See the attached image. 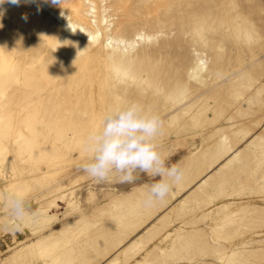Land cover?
<instances>
[{
    "label": "rangeland",
    "instance_id": "obj_1",
    "mask_svg": "<svg viewBox=\"0 0 264 264\" xmlns=\"http://www.w3.org/2000/svg\"><path fill=\"white\" fill-rule=\"evenodd\" d=\"M41 1L0 5V264H264V0ZM129 102L185 173L151 207L80 167Z\"/></svg>",
    "mask_w": 264,
    "mask_h": 264
},
{
    "label": "clouds",
    "instance_id": "obj_2",
    "mask_svg": "<svg viewBox=\"0 0 264 264\" xmlns=\"http://www.w3.org/2000/svg\"><path fill=\"white\" fill-rule=\"evenodd\" d=\"M4 3L18 5L20 0H0V5ZM50 3L61 5L62 0ZM162 127L160 116L137 102L108 109L83 140L88 155L80 164L82 171L98 182L114 176L121 183H134L141 174L155 177L142 203L151 207L165 201L183 182L185 173L178 163L169 165V157L161 150L158 138Z\"/></svg>",
    "mask_w": 264,
    "mask_h": 264
},
{
    "label": "bare ground",
    "instance_id": "obj_3",
    "mask_svg": "<svg viewBox=\"0 0 264 264\" xmlns=\"http://www.w3.org/2000/svg\"><path fill=\"white\" fill-rule=\"evenodd\" d=\"M35 2H39V3H42V5H45V3L41 0H34ZM55 10L57 11H54V14L57 16V17H62V14L61 13V9L59 7H57V5L55 6L54 8ZM53 161H55L54 163V166L58 165V164H61L63 163V161L59 160V158H54ZM49 162H51L50 164H52V160H49ZM50 166V165H48ZM69 167L68 165H65V168H62V167H54V168H51L48 170V173H46L45 177L48 178L49 180L53 181L52 184H55V183H58L56 184V186L53 188L52 185H51V188H53V190H50L51 191H58V190H61V188L64 186V185H68L70 182H68L69 180V169L67 168ZM71 168V167H70ZM73 168V167H72ZM75 170V169H73ZM72 173V172H71ZM74 176V175H73ZM68 178V179H67ZM37 181H40V179H36ZM68 180V181H67ZM49 185V187H50ZM10 185H6L5 187H8ZM48 187V186H47ZM18 189L21 191V192H26V186L23 185V186H19ZM46 189V188H45ZM42 190V189H41ZM47 190V189H46ZM64 196H69V193L68 192V188L64 189Z\"/></svg>",
    "mask_w": 264,
    "mask_h": 264
}]
</instances>
